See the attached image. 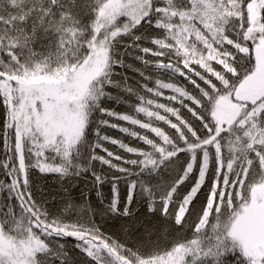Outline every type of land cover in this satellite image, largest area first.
Listing matches in <instances>:
<instances>
[{"label": "snow or ice", "instance_id": "6c2138e0", "mask_svg": "<svg viewBox=\"0 0 264 264\" xmlns=\"http://www.w3.org/2000/svg\"><path fill=\"white\" fill-rule=\"evenodd\" d=\"M0 264H264V0H0Z\"/></svg>", "mask_w": 264, "mask_h": 264}, {"label": "trees", "instance_id": "16d2710c", "mask_svg": "<svg viewBox=\"0 0 264 264\" xmlns=\"http://www.w3.org/2000/svg\"><path fill=\"white\" fill-rule=\"evenodd\" d=\"M154 223H157V222L154 221ZM158 226H159V225H158Z\"/></svg>", "mask_w": 264, "mask_h": 264}]
</instances>
